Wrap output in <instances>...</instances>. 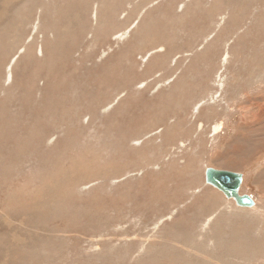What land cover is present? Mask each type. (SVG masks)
<instances>
[{"label":"rangeland","instance_id":"obj_1","mask_svg":"<svg viewBox=\"0 0 264 264\" xmlns=\"http://www.w3.org/2000/svg\"><path fill=\"white\" fill-rule=\"evenodd\" d=\"M0 264H264V0H0Z\"/></svg>","mask_w":264,"mask_h":264},{"label":"water","instance_id":"obj_2","mask_svg":"<svg viewBox=\"0 0 264 264\" xmlns=\"http://www.w3.org/2000/svg\"><path fill=\"white\" fill-rule=\"evenodd\" d=\"M222 122L218 125L220 127ZM206 182L222 192L227 198L234 199L241 207H252L255 199L241 192L244 174L240 171L207 167L205 171Z\"/></svg>","mask_w":264,"mask_h":264}]
</instances>
